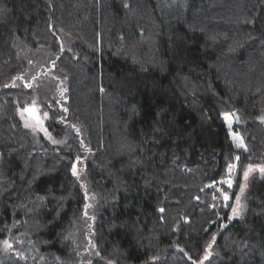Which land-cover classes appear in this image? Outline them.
<instances>
[{"label":"trees","instance_id":"1","mask_svg":"<svg viewBox=\"0 0 264 264\" xmlns=\"http://www.w3.org/2000/svg\"><path fill=\"white\" fill-rule=\"evenodd\" d=\"M263 118L264 0H0V264H264Z\"/></svg>","mask_w":264,"mask_h":264},{"label":"snow or ice","instance_id":"2","mask_svg":"<svg viewBox=\"0 0 264 264\" xmlns=\"http://www.w3.org/2000/svg\"><path fill=\"white\" fill-rule=\"evenodd\" d=\"M17 79H21V77H17ZM8 86L9 85H5V87H8ZM27 86L30 87V85H27ZM25 111H28L33 116V118L36 120V124L39 125V131H42L46 137H48L49 139H51L50 133H48L47 129L43 126V123L41 122L40 118L35 115V111L36 110L34 108H32V109H25ZM43 115L46 117L47 116V113H44ZM223 118H224L225 121L228 122V127L230 129V134L232 135L233 141L236 143V146L238 148H243V149L247 150L246 147H245V145H244L243 138L240 137L235 132H232L231 131V129H232V120L230 118V114L229 113H224L223 114ZM25 127H29V125L26 123L25 124ZM52 142L53 143H59L58 141H55V140H53ZM89 151H90V149H89ZM235 159L238 161L239 160V157L237 156ZM76 161L77 162H81V158L79 156H77L76 157ZM234 167L235 166L233 164H229L228 165L229 175H231V172H232V170H233ZM254 168L256 170L260 171L261 173H264V165L253 166V165L249 164V165H247L246 170L243 173V176H244V179L245 180H247L250 171H252ZM71 170H72V174L74 176L78 175L76 163H73L72 164ZM225 182L228 184V187L229 188L232 186V184H231L230 181H221V183H225ZM81 187H84V185H81ZM217 191H220V194H221V196H223V198H224L225 201L229 200V196H228V194L226 192L221 191L220 189H217ZM240 191H241V193L244 191V187L243 186H241ZM85 198L86 199L88 198V194H87V191L86 190H85ZM90 206L91 205H89L87 203L84 205V216L87 217V218H89V219H94V217H88L87 209ZM242 208H243V205L240 203V196L237 195L236 196V203L234 205H232V216H229V219H232L233 216L240 215L241 214V211H242ZM161 211H163V209H161ZM214 239H215V236H213V240ZM17 242H22V241H19L18 240ZM3 244H4V246H5L6 249H12L13 248V245L8 240H4L3 241ZM210 247H211V245H209V248ZM96 254L99 255L98 252ZM17 255H21V254L20 253H17ZM210 255H211V253L206 251V254H205V256H204L203 259L204 260H207ZM56 259L59 260V257H57ZM89 264H90V262H89ZM108 264H112V262L109 261ZM193 264H197V262L196 261H193ZM200 264H203V260L200 261Z\"/></svg>","mask_w":264,"mask_h":264},{"label":"rangeland","instance_id":"3","mask_svg":"<svg viewBox=\"0 0 264 264\" xmlns=\"http://www.w3.org/2000/svg\"><path fill=\"white\" fill-rule=\"evenodd\" d=\"M30 109H32V108H30ZM36 111H35V115L37 116V117H39L40 118V120H41V122L43 123V126L46 128V121H47V119H48V114H47V116L45 117L43 114L45 113V112H42L41 110H40V108L39 107H36V108H34ZM20 116H21V118H22V122H23V126L25 127V124L27 123L28 125H29V127H26L27 129H29L33 134H38V135H41L45 140H47V141H49V142H51V143H53L52 141H53V138H52V136H51V139H49L48 137H46L45 135H44V133L42 132V131H39V125H37L36 124V120L33 118V116L28 112V111H25V109H22L21 111H20ZM222 118H223V116H222ZM230 118H231V116H230ZM223 120H224V118H223ZM231 120H232V118H231ZM225 121V120H224ZM225 123L228 125V122L227 121H225ZM263 123H264V118H263ZM233 124H234V122H233V120H232V127H233ZM47 129V128H46ZM230 130V129H229ZM232 130V129H231ZM48 131V130H47ZM49 133V132H48ZM51 135V134H50ZM231 139H232V142H234L233 141V137L231 136ZM256 171V169L254 168L252 171H250V173H249V176L252 174V173H254ZM228 175H229V172H228ZM230 176V178L229 179H227V180H225V181H230L231 183H232V181H233V178L236 176V166L233 168V170H232V172H231V175H229ZM248 176V177H249ZM248 179V178H247ZM225 184L228 186V184L225 182ZM241 186H243L244 187V189H245V186H246V180L244 179V176H243V182H242V184L240 185V188H241ZM240 191V190H239ZM242 194H243V192L241 193V191L239 192V196H240V203H241V197H242ZM241 213H242V211H241ZM241 215V214H240ZM240 215H238V216H233V218H237V217H239ZM232 216V215H231Z\"/></svg>","mask_w":264,"mask_h":264}]
</instances>
